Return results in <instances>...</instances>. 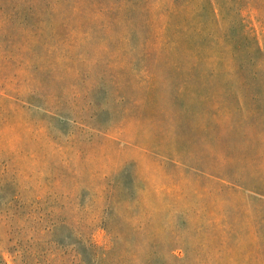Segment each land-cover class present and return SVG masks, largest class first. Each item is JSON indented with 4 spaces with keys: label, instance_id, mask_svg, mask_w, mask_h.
Masks as SVG:
<instances>
[{
    "label": "rangeland",
    "instance_id": "rangeland-1",
    "mask_svg": "<svg viewBox=\"0 0 264 264\" xmlns=\"http://www.w3.org/2000/svg\"><path fill=\"white\" fill-rule=\"evenodd\" d=\"M0 264H264V0H0Z\"/></svg>",
    "mask_w": 264,
    "mask_h": 264
}]
</instances>
